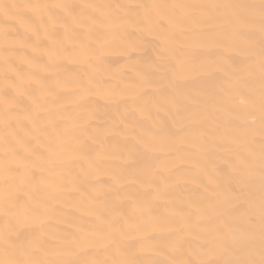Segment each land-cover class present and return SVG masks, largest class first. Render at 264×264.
Wrapping results in <instances>:
<instances>
[{"label":"snow or ice","instance_id":"1","mask_svg":"<svg viewBox=\"0 0 264 264\" xmlns=\"http://www.w3.org/2000/svg\"><path fill=\"white\" fill-rule=\"evenodd\" d=\"M146 36L157 42L156 60L124 90L100 89L106 50H136ZM210 45L246 57L236 66L245 91L231 119L223 175L168 217L157 212L159 189L151 200L127 197L130 214L108 207L106 195L124 186L119 176L107 191L90 185L82 192L80 178L110 158L91 155L93 98L136 103L141 131L124 135V151L148 163L128 182L150 184L157 154L189 142L182 134L197 121L200 85L213 78L200 59ZM67 64L84 70L62 76ZM153 112L170 114L180 127L153 121ZM101 205L106 212L97 211ZM65 209L94 220L74 224ZM0 264H264V0H0Z\"/></svg>","mask_w":264,"mask_h":264},{"label":"bare ground","instance_id":"2","mask_svg":"<svg viewBox=\"0 0 264 264\" xmlns=\"http://www.w3.org/2000/svg\"><path fill=\"white\" fill-rule=\"evenodd\" d=\"M11 2V0H7ZM69 3L93 2L98 4H151L154 2H180V3H225L244 2V0H67ZM47 46V41L41 43ZM31 50H25L28 54ZM158 55L157 42L152 37L146 36L145 42L136 50L128 49L120 45H113L106 50L103 58V68L98 76L102 90H124L126 85H132L137 79L139 71H146ZM44 60L47 57L43 58ZM201 61L209 65L213 78L203 81L201 87L204 93L197 99L193 111L197 114V121L188 136V141L182 147L167 149L158 153L159 159L151 161L149 171L151 183L140 185L131 184L128 181L148 163L143 157L127 158L124 151V135L129 136L140 133L138 121L141 118L139 111H133L136 103L126 99L119 104L107 103L103 95L93 98L92 110L94 118L89 122L88 131L91 135H97V142L92 146L91 155L108 153L110 158L103 161L98 171L92 170L87 177H81V191L87 192L90 185L107 191L112 185L114 176L121 177L120 187L117 192H109L105 200L108 207L116 205L125 214L132 211V201L143 202L151 200L159 189L163 192L161 198L155 201L158 214L168 217L170 213L185 207L187 201L196 199L198 192L209 186V179L223 175L228 155L226 141L233 132L231 124L232 116L240 110V101L243 99L244 88L240 83L242 73L236 71V66H244L246 60L236 48L210 45L202 50ZM83 66L79 64L65 65L62 76L83 72ZM191 84V81L189 82ZM129 91H135L129 88ZM153 121L173 124L170 114L161 112L152 113ZM153 121H149L152 123ZM80 166L87 168L85 161ZM168 185L165 189V185ZM131 197L129 201L127 197ZM81 207H87L86 202ZM70 212L68 219L72 223H84L89 226L94 217L81 216L79 211L65 209ZM97 211L106 212L107 208L99 206ZM241 214L244 208H240ZM66 227V225H60ZM166 225H158V230H166ZM159 258L164 259L166 254Z\"/></svg>","mask_w":264,"mask_h":264}]
</instances>
